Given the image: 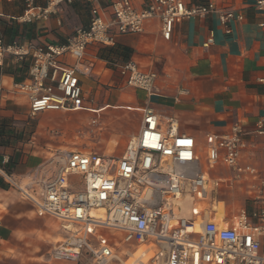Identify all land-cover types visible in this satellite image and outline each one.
<instances>
[{
  "label": "built area",
  "instance_id": "1",
  "mask_svg": "<svg viewBox=\"0 0 264 264\" xmlns=\"http://www.w3.org/2000/svg\"><path fill=\"white\" fill-rule=\"evenodd\" d=\"M22 1L24 24L48 20L64 3L96 5L89 27L77 30L65 44H7L0 37V67L7 57L31 59L30 79L14 87L27 97L31 118L84 107L77 69L61 65L66 55L81 65L90 45L114 47L117 35L142 33L145 21L152 18L161 21L166 41L180 20L218 13L230 33L235 18L232 11L218 10L212 2L188 7L183 0H149L137 11L130 0H46L44 7L37 6L38 0ZM101 5L110 8L109 21L100 16ZM256 8L264 13V0H256ZM120 72L129 87L149 96L154 93L156 74L141 72L133 62L121 66ZM251 134L264 137V117L252 133L237 124L229 134L207 135V168L221 162L237 174L255 175V169L239 166ZM0 177L39 214L63 224L69 235L51 251L55 262L79 263L87 256L92 264H112L119 260L122 247L146 246L147 261L142 264H264V177L256 189L262 207L255 215L263 225L253 227L242 211L231 227L229 220L208 209L210 177L202 169L196 140L179 133L177 120L164 123L151 110L143 113L138 135L129 140L119 158L80 150L54 151L24 184L15 181L4 165H0ZM72 177L79 179L76 187L70 183Z\"/></svg>",
  "mask_w": 264,
  "mask_h": 264
},
{
  "label": "crops",
  "instance_id": "2",
  "mask_svg": "<svg viewBox=\"0 0 264 264\" xmlns=\"http://www.w3.org/2000/svg\"><path fill=\"white\" fill-rule=\"evenodd\" d=\"M130 1L141 11L149 0ZM183 1L188 7L212 2L218 10L232 11L231 32L226 33L219 14L212 13L178 21L166 41L161 21L152 18L142 33L117 35L114 48L90 45L81 65L66 55L61 65L77 69L84 92V107L78 111H50L31 120L27 97L14 88L30 79L31 59L6 58L0 67V165L15 181L26 183L54 151L78 150L66 144L72 115L85 112L117 127L133 120L141 127L143 113L151 110L164 123L177 120L179 133L196 140L202 169L210 177L208 209L229 220L231 227L242 211L253 227L263 225L255 215L262 207L256 189L264 177V137L248 135L241 151L239 166L255 169V175L237 174L221 162L208 169L204 159L207 135L229 134L237 124L252 133L264 117V13L257 10L256 0ZM45 5L46 0H38V7ZM95 7L64 3L48 20L24 24L23 1L0 0V37L7 44L62 45L89 27ZM98 8L105 21L112 18L110 8ZM128 62L157 75L151 96L127 85L120 71ZM139 131L130 138L124 132L126 146ZM68 235L61 222L39 214L0 177V264H61L52 260L51 251ZM261 243L264 251V239Z\"/></svg>",
  "mask_w": 264,
  "mask_h": 264
},
{
  "label": "rangeland",
  "instance_id": "3",
  "mask_svg": "<svg viewBox=\"0 0 264 264\" xmlns=\"http://www.w3.org/2000/svg\"><path fill=\"white\" fill-rule=\"evenodd\" d=\"M72 118L74 119V123L70 125L67 132L68 138L66 139L68 147L86 153H98L107 157H119L122 155L126 148V139L123 137L124 132V136L130 138L131 132L137 134L140 128L133 120L128 123L127 127H121V122L119 123L120 126L117 127L114 122L110 123L102 119L89 117L85 112L74 114ZM93 121H96V124H93ZM57 134L58 133H56V135ZM199 145H202V143H199L198 146ZM78 180L77 177H72L70 180L71 185L76 187ZM147 249L148 247L146 246H135L133 248L122 247V249H120L122 253L119 255V260H116L112 264H123L124 262H128L130 258L132 259L133 256L137 257L142 251ZM150 256H152V254H150L149 257ZM59 263L92 264L87 256H83L79 263Z\"/></svg>",
  "mask_w": 264,
  "mask_h": 264
},
{
  "label": "bare ground",
  "instance_id": "4",
  "mask_svg": "<svg viewBox=\"0 0 264 264\" xmlns=\"http://www.w3.org/2000/svg\"><path fill=\"white\" fill-rule=\"evenodd\" d=\"M197 231H199V229H197ZM145 253H147L146 250L142 251L137 257L133 256L132 259L130 258V260L128 262H124L123 264H139V263L142 264V263H146L147 260L144 261V258L147 256ZM141 260H142V262H141Z\"/></svg>",
  "mask_w": 264,
  "mask_h": 264
},
{
  "label": "trees",
  "instance_id": "5",
  "mask_svg": "<svg viewBox=\"0 0 264 264\" xmlns=\"http://www.w3.org/2000/svg\"><path fill=\"white\" fill-rule=\"evenodd\" d=\"M114 48V47H113ZM3 126L2 121H0V128ZM3 132V131H2Z\"/></svg>",
  "mask_w": 264,
  "mask_h": 264
}]
</instances>
